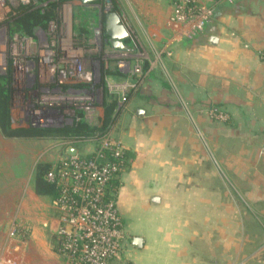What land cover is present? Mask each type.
Returning <instances> with one entry per match:
<instances>
[{
	"label": "crops",
	"instance_id": "crops-1",
	"mask_svg": "<svg viewBox=\"0 0 264 264\" xmlns=\"http://www.w3.org/2000/svg\"><path fill=\"white\" fill-rule=\"evenodd\" d=\"M126 1L157 61L125 105L127 239L113 264H264V0H221L190 41L173 39L168 0Z\"/></svg>",
	"mask_w": 264,
	"mask_h": 264
},
{
	"label": "built area",
	"instance_id": "built-area-1",
	"mask_svg": "<svg viewBox=\"0 0 264 264\" xmlns=\"http://www.w3.org/2000/svg\"><path fill=\"white\" fill-rule=\"evenodd\" d=\"M168 1L173 39L190 41L204 32L221 0ZM46 6L39 0H0V76L10 78L8 84L20 114L27 107L38 123L64 126L80 120L77 111L94 113L101 70L87 56L83 57L86 50L77 45L64 11L47 28H37L34 37L11 33L10 24L22 9ZM122 57L119 70L132 81L119 84L105 77L110 93H121L119 110L128 101L129 88L140 87L144 70L142 61L130 65L127 53ZM141 58L137 55V59ZM74 84L85 87L75 90L71 87ZM210 116L215 120L228 119L212 110ZM85 118L92 120L91 116ZM111 133L109 128L91 137L59 138L57 146L63 151L62 157L52 163L46 174V180L61 191L53 205L61 214L55 234L61 240L58 253L65 264H111L124 251L127 235L116 195L110 189L127 149L122 142L113 140ZM82 143L93 145L92 150H79L77 145ZM70 149H76V155H70Z\"/></svg>",
	"mask_w": 264,
	"mask_h": 264
},
{
	"label": "rangeland",
	"instance_id": "rangeland-1",
	"mask_svg": "<svg viewBox=\"0 0 264 264\" xmlns=\"http://www.w3.org/2000/svg\"><path fill=\"white\" fill-rule=\"evenodd\" d=\"M106 6L120 15L123 25L130 34L129 45L134 49L132 52H127V61L130 65L139 60L146 67H149L148 70L154 67L152 70L155 71L156 66L153 65L157 61H153L155 46H152V39L146 36L143 23H138L136 10L130 4H127L126 0H110V3H107ZM64 12L69 18L73 34L75 30L80 32V30L84 29L93 36L94 31L98 30L100 26L98 12L94 9L83 11L78 0L65 6ZM86 41H88L87 46L85 45L86 49L92 50L96 58L101 62L102 71L104 74L106 71L107 78L111 75H116L118 77L116 82H121L124 78L121 76L122 72H120L118 66L123 59L122 56L126 53L114 52L108 46H103V40L100 45L96 43L95 39H92V41L91 39H86ZM137 55L143 56V59H137ZM85 56L87 55L84 53L83 57ZM9 84L7 87H11ZM99 84H96L99 94L94 104L95 108L92 109L94 113L86 115L84 112L81 113H83L82 117L85 121V117L88 119V116H91L92 120L88 119L87 122L101 128L105 113L103 103L106 88L103 89L101 84ZM79 86L78 84L71 85L72 89L80 91L82 87ZM8 91L10 98L9 130L16 132L29 130L30 128L42 130L62 127L61 123H49L48 126L42 122L38 123L37 119L30 114L31 109L27 107L20 114L17 108L18 103L14 104V98H12L14 96L12 88L8 89ZM135 91L137 90L129 88L128 92ZM116 92L113 95L120 97L121 93L119 91ZM126 106L124 108L122 106L119 110V115L111 128V137L113 140L122 142L127 148V146H130L129 141H131L134 130H129L128 128L132 120V114H126ZM66 125L69 124L64 126ZM141 135L143 136V133L139 131L137 137ZM58 142L59 138L9 136L4 133L0 125V264L65 263L63 262V256L56 252L57 246L54 241L58 220L61 216L60 211L54 207L52 197L37 193L35 179L40 165L52 164L62 157L63 151L57 146ZM141 143L144 144L143 141ZM77 147L79 150L85 148L91 150L93 145L82 143L77 145ZM130 160H132L131 153H129ZM123 174L124 172L118 177V188H120ZM141 211L142 214H139L141 216L146 213L143 212L142 208ZM216 235L215 231L210 232V241L212 243ZM115 260L117 261V259H114L111 264ZM126 263L129 264L130 261ZM210 264H212V261Z\"/></svg>",
	"mask_w": 264,
	"mask_h": 264
},
{
	"label": "trees",
	"instance_id": "trees-1",
	"mask_svg": "<svg viewBox=\"0 0 264 264\" xmlns=\"http://www.w3.org/2000/svg\"><path fill=\"white\" fill-rule=\"evenodd\" d=\"M75 0H59L49 3L45 8H24L21 10L19 17L10 24L11 33H18L21 35H27L34 37L35 30L37 28H47L48 24L52 21H56L59 14L60 5L64 2H71ZM79 1V0H78ZM148 66L144 64V70H148ZM10 78L0 77V125L4 130V133L9 136L17 137H31V138H70V137H91L97 133L105 132L107 129L112 128L115 124L116 117L119 115V102L120 97L113 95L106 88L104 94V120L101 128L95 124H90L85 119H83V114L78 112L80 120H74L72 124L62 126L61 128H46L42 130H36L30 128L29 130H21L13 132L9 130V109H10V98L8 91V83ZM84 88L85 86H79ZM132 92H128L127 100L131 96ZM215 113L219 111L216 109H211ZM129 155L125 156L124 163L121 166V171L119 175L126 171L130 166ZM52 168V164L40 165L37 169L36 174V189L37 193L41 195H47L52 197L53 201L59 199L61 195L60 189L55 185L51 184L46 180L47 172ZM119 175L111 182V189L114 193L119 189L118 188V177ZM121 215V214H120ZM122 217V216H121ZM54 241L56 242V252L59 251L61 240L59 237L55 236Z\"/></svg>",
	"mask_w": 264,
	"mask_h": 264
},
{
	"label": "flooded vegetation",
	"instance_id": "flooded-vegetation-1",
	"mask_svg": "<svg viewBox=\"0 0 264 264\" xmlns=\"http://www.w3.org/2000/svg\"><path fill=\"white\" fill-rule=\"evenodd\" d=\"M39 1L40 2H43V3H47V5H49V3H51V2H55V1H58L59 2V0H39ZM79 1L81 3V7H82V10L83 11L93 10L94 9V10H96L98 12V15H99V23H100V26H99L98 30H95L94 29L95 31H94L93 36L90 35L89 32L86 31V30H84V29L83 30H80V32H78V31L75 30L74 31V34L76 35V40L78 42L77 45L80 46V47H83L86 50V55H87L86 58H87V60L90 61V63H93V65L96 64L98 67H100V70H101V77L100 78L101 79H100V81L97 82V84L100 83L101 86H102V88L104 89V88H107L106 81H105V77L107 76L106 75V71H105V74H104V72L102 71V69H103L102 68V64L96 58V56L93 53V51L86 49V46H87L86 44L88 43V41H86V39H91V41H92V39H95V41H96V43L98 45H100L101 42H102V40H103L102 45L105 46V47L108 46L114 52L127 53V52H122V51H119V50L112 49V47L110 45V42H108L109 36L107 34L106 25H105L106 15L109 12H116V11L115 10H112V9H109L106 6L107 3H110V0H95V1L88 2V3H83L81 0H79ZM71 2L73 3V1H71ZM71 2H64V3H62L60 5L58 18H59L60 13H62L64 11L65 6H67L66 4L69 3L68 5H70ZM58 18H57V20H58ZM121 21H122V19H121ZM129 39L124 41V43L126 45H128L127 43L129 42ZM130 48L132 49V51H134V49L132 47H130ZM132 51H128V52H132ZM102 72H103V74H102ZM10 88L11 87H8V89H10Z\"/></svg>",
	"mask_w": 264,
	"mask_h": 264
},
{
	"label": "water",
	"instance_id": "water-1",
	"mask_svg": "<svg viewBox=\"0 0 264 264\" xmlns=\"http://www.w3.org/2000/svg\"><path fill=\"white\" fill-rule=\"evenodd\" d=\"M83 3H88L95 0H81ZM106 25V31L109 36L108 42H110V45L112 49L119 50L122 52H128L132 51L130 46L126 45L124 43L125 40H128L130 38V34L126 27L123 25L120 16L116 12H109L106 15L105 20ZM141 112L139 111V115ZM68 153L72 156L76 155L77 150L76 149H70ZM134 246L137 248L143 247V240L141 238H135L134 239Z\"/></svg>",
	"mask_w": 264,
	"mask_h": 264
}]
</instances>
